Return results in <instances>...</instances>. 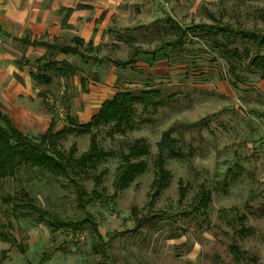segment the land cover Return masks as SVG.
I'll return each mask as SVG.
<instances>
[{
    "label": "rangeland",
    "instance_id": "rangeland-1",
    "mask_svg": "<svg viewBox=\"0 0 264 264\" xmlns=\"http://www.w3.org/2000/svg\"><path fill=\"white\" fill-rule=\"evenodd\" d=\"M115 16L118 19L113 35L132 36V42L90 48L71 40L61 45L89 57L126 59L131 46L150 50L160 45L164 35L177 37L166 23L168 17L184 28L201 23L213 25L220 19L232 26L264 31V0H125ZM202 34L188 29L181 47L158 53L157 59L164 60L162 67L151 69L146 56L140 54L138 69L116 74L118 90L125 88L137 94L152 87L161 93L158 103L144 108L135 102L131 120L120 127L109 123L79 132L76 119L68 114L58 119L44 101L45 94L51 93L68 109V97L60 95L56 87L42 93V102L64 129L57 141L60 149L67 152L75 143L76 156L87 148L94 132L98 146L108 152L82 175V183L90 191L93 177L102 172L100 186L112 195L106 204L89 207L100 231L122 232L134 227L136 217L160 215L137 232L111 242L115 264H264V167L250 159L253 153L248 145L249 124L256 118L252 110L264 107V81L258 71H242L219 48V42L227 40L228 48H243L248 43L218 37L215 44ZM73 63L81 65L79 71L87 80L93 81V71L101 74L96 64H82L77 56ZM232 64L245 82L233 77ZM105 67L109 69L110 64ZM164 131L175 138L176 146L174 154L163 151L169 175L166 186L153 197L156 145ZM138 138L144 140L148 150L139 158L145 162V169L127 186L115 189L120 153ZM180 185L185 188L182 199ZM18 188L17 180L0 179V199L7 194L14 196ZM25 188L37 205L62 215L80 214L70 184L58 186L32 180ZM201 190L209 195L206 207L199 204L197 195ZM2 208L0 216L5 223L13 224L16 242L0 239V250L6 251L0 264H101L100 257L90 250L92 237L86 229L81 231L82 239L63 231L51 234L31 217L15 215L10 205ZM231 245L238 249L236 256Z\"/></svg>",
    "mask_w": 264,
    "mask_h": 264
},
{
    "label": "trees",
    "instance_id": "trees-1",
    "mask_svg": "<svg viewBox=\"0 0 264 264\" xmlns=\"http://www.w3.org/2000/svg\"><path fill=\"white\" fill-rule=\"evenodd\" d=\"M264 22V16H262ZM167 25L175 31L177 37L169 38L165 35L162 37L159 46L153 49H143L141 47L131 46V51L126 59L96 58L85 56L78 50L67 45H61L56 42L48 43L45 41L21 40L24 44L42 45L46 48L47 54L35 61V69L31 71L32 80L40 85L50 83V73L61 77L75 75L78 68L75 64L67 61H57L53 59L55 53H71L79 58L85 64H96L97 67H103L106 63L119 68L127 66L133 67L135 57L140 53L150 54L152 59L157 58L158 53L164 49L173 51L174 47H181V39L188 29L200 30L202 35L212 43L217 42V38L225 37L227 39L237 38L240 42L248 43L243 48H228L227 42H219V48L228 55L238 68L246 73L258 71L260 78L264 80V31L257 28L245 29L241 25L232 26L227 22L217 20L216 24H196L184 28L173 18L166 19ZM117 41L132 42V36L122 37L115 34ZM80 42L90 48L94 47L90 42H84L81 38L72 39ZM166 56V55H165ZM232 75L240 82H245V77L236 72V67L232 64ZM93 81L99 80L97 71L91 73ZM82 85L84 78L81 79ZM161 93L158 88L141 89L137 94L129 89H119L109 99L103 101L100 109L94 114L89 121L78 126L77 131L85 132L99 125L111 123L112 127H120L129 123L133 115V104L140 103L143 108L149 104L158 103ZM257 117L264 119V114L256 112ZM72 122V120H70ZM64 133V129H55L52 121L45 133L37 136H28L21 133L13 121L0 110V179L11 178L17 180L19 188L14 196L5 195L0 199V211L3 206H9L11 211L16 215H26L32 218L33 222L46 227L49 233L53 234L58 231L74 233L86 229L92 237L90 250L93 254L100 257L101 264H115L110 253L111 242L118 236L137 232L143 225L149 221L157 220L160 215L154 214L150 217H136L133 228L123 230L122 232H107L103 234L100 231L99 223L96 216L89 210V207L95 204H106L112 199V195L106 193L105 188L100 186L102 172L93 177V187L87 191L82 183V175L89 167H94L96 163L103 160L108 152L100 148L96 141V134H90L87 148L75 156L76 145L72 143L67 152L58 147L57 141ZM157 155L154 159L156 176L151 181V195L154 197L159 194L160 190L167 184L168 171L164 167V154L166 149L170 154H174L176 140L171 136L169 131L161 134L157 142ZM148 150L142 138L135 139L129 144L126 152H121V163L118 165L117 173L113 181L115 189H121L139 173L145 169V162L139 159L142 155L147 154ZM32 180H42L49 184L65 186L70 184L73 187L75 207L80 214L62 215L56 211L46 209L33 202L25 184ZM184 186H179V199L184 197ZM199 204L207 206L209 195L205 190L198 193ZM169 217H175L170 215ZM13 224L4 222L0 216V239L16 242L12 232ZM233 256L238 254L235 245H231ZM6 251L0 250V259H3Z\"/></svg>",
    "mask_w": 264,
    "mask_h": 264
},
{
    "label": "crops",
    "instance_id": "crops-1",
    "mask_svg": "<svg viewBox=\"0 0 264 264\" xmlns=\"http://www.w3.org/2000/svg\"><path fill=\"white\" fill-rule=\"evenodd\" d=\"M123 1L0 0V110L21 133L28 136L43 134L52 121L55 129H60L59 118L41 100L42 93L47 90L56 87L60 95L68 97L67 114L81 125L98 112L104 100L118 91L117 73L140 67V54L146 56V64L151 69L165 65L164 60L140 53L135 57L133 67H98L103 71L98 73V81L87 80L79 71L81 65H76L78 70L75 75L66 78L50 73L51 81L47 85L32 80L30 73L35 69V61L46 55L47 50L42 45L24 44L22 39L64 44L78 37L94 47L119 45L113 35V26L118 19L115 16L117 9ZM74 56L71 53H55L53 59L74 64ZM256 112L264 114V107L259 109L256 106L252 110L256 118L248 129L251 140L248 145L253 153L250 159L264 167V119L257 117Z\"/></svg>",
    "mask_w": 264,
    "mask_h": 264
},
{
    "label": "built area",
    "instance_id": "built-area-1",
    "mask_svg": "<svg viewBox=\"0 0 264 264\" xmlns=\"http://www.w3.org/2000/svg\"><path fill=\"white\" fill-rule=\"evenodd\" d=\"M44 101L46 105L54 111L55 115L59 119L65 118L67 114L66 107L59 100H57L51 93L45 94ZM74 234H77L80 239L83 238V233L81 231L74 232Z\"/></svg>",
    "mask_w": 264,
    "mask_h": 264
}]
</instances>
